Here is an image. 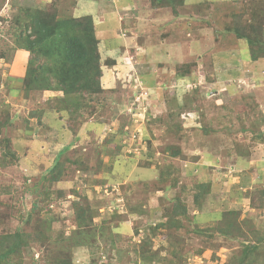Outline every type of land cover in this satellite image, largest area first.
Instances as JSON below:
<instances>
[{
	"label": "rangeland",
	"instance_id": "obj_1",
	"mask_svg": "<svg viewBox=\"0 0 264 264\" xmlns=\"http://www.w3.org/2000/svg\"><path fill=\"white\" fill-rule=\"evenodd\" d=\"M95 1L0 0V236L29 234L22 264H237L264 239V0H187L164 24L150 0ZM78 7L105 20L102 93L57 91L26 50L36 11Z\"/></svg>",
	"mask_w": 264,
	"mask_h": 264
},
{
	"label": "trees",
	"instance_id": "obj_2",
	"mask_svg": "<svg viewBox=\"0 0 264 264\" xmlns=\"http://www.w3.org/2000/svg\"><path fill=\"white\" fill-rule=\"evenodd\" d=\"M150 2L155 9L169 8L173 13L176 12L177 7L184 5V0H150ZM25 29L32 33L31 37H34L33 40L32 38L26 40V50L32 53L39 49L52 62L51 65L56 68L57 73H60L61 80L58 81L57 91L65 95L76 93L91 95L105 91L100 84L102 68L99 65L98 41L94 36L90 16L55 20L53 14L36 11ZM238 39H243L252 46L248 38L238 36ZM46 81L34 77L25 87L26 93L32 90L42 92L51 90L48 84L45 85ZM41 115L42 113L39 112L36 116L38 122ZM29 238V234L19 231L1 235L0 264H22V251L28 247ZM235 261L237 264H264V239L262 244L243 246L241 254Z\"/></svg>",
	"mask_w": 264,
	"mask_h": 264
},
{
	"label": "crops",
	"instance_id": "obj_3",
	"mask_svg": "<svg viewBox=\"0 0 264 264\" xmlns=\"http://www.w3.org/2000/svg\"><path fill=\"white\" fill-rule=\"evenodd\" d=\"M187 2V0H185V4H184V6H189V4H187L186 3ZM102 3H103V1H101V0H98V1H95L94 3H92V4H95L96 5V9L94 10V9H91V10H94V11H99V7L102 5ZM134 4L136 5V7H137V4H136V2H135V0H133V7H134ZM90 5V4H89ZM130 6H131V4H130V0H124L123 1V4H121V7H123V11L122 12H124L126 9H128V8H130ZM128 7V8H127ZM77 9V13L80 15V16H82V15H88V16H90L91 17V19H92V21H93V23L95 24V25H97V26H99V30L101 31L100 33H97V34H99L100 36V38H103L104 37V33H105V31H106V25H105V20L102 18L103 16H99V17H96L97 16V14H96V16H95V13H89V14H82V13H80V12H82V10L81 9H79V7L78 8H76ZM138 9V8H137ZM80 10V12H78ZM90 10V9H89ZM164 10H167L166 8H161V9H155V11H152V13L153 12H157L158 13V15H157V18L159 19H156V21H152L153 20V15H151L150 16V19H149V21H151V23L152 22H154V23H156L157 22V24H159V22H162L163 24H164V22L165 21H163V17H165L166 18V16L167 15H164ZM97 19V20H96ZM99 20V21H98ZM122 18L118 15V19H117V21H118V23H120V28H121V24H122ZM102 21V22H101ZM159 21V22H158ZM98 22V23H97ZM102 23V24H101ZM166 23V22H165ZM120 33V32H119ZM122 33V32H121ZM98 37V36H97ZM124 38H122V42H124V40H123ZM103 42H105L104 40H103ZM161 43V45H167L169 42H167V41H162V42H160ZM169 45V44H168ZM174 46H177V45H174ZM155 47V46H154ZM158 47V46H157ZM154 50V49H153ZM167 55L168 56H172V55H169L168 53H167ZM193 55V54H192ZM125 60H127L126 58H125ZM181 63H184L183 61H180L179 63H177V64H181ZM176 64V65H177ZM109 83H110V80H108V78H107V75L106 74H103V76H102V78H101V80H100V84H101V88L102 89H107V88H105V87H107L108 85H109ZM107 85V86H106Z\"/></svg>",
	"mask_w": 264,
	"mask_h": 264
}]
</instances>
